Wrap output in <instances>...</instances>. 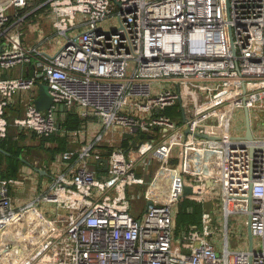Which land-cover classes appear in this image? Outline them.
Returning a JSON list of instances; mask_svg holds the SVG:
<instances>
[{"label": "built area", "instance_id": "2783aa9c", "mask_svg": "<svg viewBox=\"0 0 264 264\" xmlns=\"http://www.w3.org/2000/svg\"><path fill=\"white\" fill-rule=\"evenodd\" d=\"M13 2L23 8L29 0ZM43 4L64 36L53 54L43 43L24 44L0 4L2 69L34 67L30 75L0 74V139L15 93L30 90L16 125L54 133V106L63 103L86 118L63 132L84 142L55 161L75 158V166L55 171L51 186L27 201L11 193L20 180L0 178V264H264V0ZM40 82L54 98L43 110L34 102ZM177 103L179 116L165 112ZM94 119L102 126L95 133ZM184 184L190 198L222 206V232L205 209L201 228L176 235ZM139 186L151 203L136 216ZM231 213L248 216L254 250L249 239L231 247Z\"/></svg>", "mask_w": 264, "mask_h": 264}, {"label": "crops", "instance_id": "0c3cea01", "mask_svg": "<svg viewBox=\"0 0 264 264\" xmlns=\"http://www.w3.org/2000/svg\"><path fill=\"white\" fill-rule=\"evenodd\" d=\"M0 4L4 5L7 11L10 14V18L12 21L17 23V26L23 31L22 41L26 45H36L38 43H43V49L48 54H53L56 50H53L52 44L56 38V30L53 23V17L48 5L43 4V0H29L28 4L19 8L13 2V0H0ZM6 45L5 39L2 35H0V50ZM54 51V52H53ZM34 67L33 64H20L12 68L2 69L0 65V74L5 77L12 76H20V75H30L33 74ZM30 90H20L15 93V96L12 102L9 104L7 108V113L10 121L12 122L10 132L14 134L16 137L18 136L20 126L14 123V119L17 116H22L25 114L27 105L30 99ZM39 92V87H38ZM64 111V110H63ZM91 127L93 126V133H95L99 127H96L100 123L97 120L91 121ZM84 125V124H83ZM82 125V126H83ZM82 126L78 127L81 128ZM25 129H30L25 127ZM30 131V130H26ZM70 146L71 148H78L84 142L83 138L74 139L69 135ZM1 140V139H0ZM30 143V141H28ZM1 146V145H0ZM70 148V149H71ZM62 152L58 153L55 158L50 161H41L40 158L30 159L29 162L22 165L20 176L16 179L20 180L19 183L15 184L12 187L11 193L14 196H20L23 199L27 197L31 199L34 194L40 192L44 189H47L51 186V183L54 179L55 171H63L68 166H75L76 160L75 158H71L66 161H60L56 163L57 158ZM36 156H40L39 154ZM38 164H32L33 162ZM101 162H94V166L98 167ZM105 162L100 165V167H104ZM37 167H41L45 169L48 173H41L37 170ZM31 175V177H30ZM154 175V173H153ZM24 177V179H22ZM142 193L134 194L132 193V200H139V205L136 207V210L142 214L144 208H146L147 202L149 198L147 196L146 186H139L142 188ZM27 199V200H28ZM25 200V199H24ZM25 200V201H27ZM215 198L210 197L207 202H205V206L209 204V207H205V209H212L211 206ZM139 215V216H140ZM185 231L182 230L179 233L176 231V234L181 236ZM249 239V238H248Z\"/></svg>", "mask_w": 264, "mask_h": 264}, {"label": "trees", "instance_id": "16d2710c", "mask_svg": "<svg viewBox=\"0 0 264 264\" xmlns=\"http://www.w3.org/2000/svg\"><path fill=\"white\" fill-rule=\"evenodd\" d=\"M165 112L174 115V108L169 106ZM58 117L61 127L49 135H40L33 129L20 127L17 137L10 132L7 137L1 138L0 145L7 152L0 151V178H18L22 165L29 162L30 159L40 158L43 162L50 161L58 153L65 152L72 147L69 134L63 131L82 126L85 124L86 118L74 108L58 111ZM126 144L127 142L124 141L123 145ZM38 154L40 156H36ZM205 207H209V204L205 206L204 202L189 196L181 198L176 216V231L179 233L182 230L201 228Z\"/></svg>", "mask_w": 264, "mask_h": 264}, {"label": "rangeland", "instance_id": "374dc122", "mask_svg": "<svg viewBox=\"0 0 264 264\" xmlns=\"http://www.w3.org/2000/svg\"><path fill=\"white\" fill-rule=\"evenodd\" d=\"M60 40H64V36H56L52 47L53 50L55 49L56 51L60 48L61 42ZM54 52V51H53ZM174 108V115L179 116L181 114V111H179L180 103H177L176 105L172 106ZM264 119V111L260 112L259 118ZM234 123V121H233ZM101 125H97L96 127L100 128ZM102 127V126H101ZM25 200L28 198L25 197ZM139 200H134L133 199V207H132V212L136 215L139 216L140 213L136 210V207L139 205ZM218 202L215 201L213 202L211 208L213 211V222L214 224H218L221 228V232L225 229V222L223 220V215H224V210L222 209V206L219 207L217 204ZM219 207V209H217ZM43 209H47V206H42ZM145 209V208H144ZM217 215V216H216ZM248 216L244 213H231L229 216V223H230V240H231V247L232 248H241L245 247L248 241V222H247ZM179 236L178 234H176ZM219 237V234L217 235ZM263 246V242L260 238L255 239V247L257 249H260ZM219 251H221V248H219Z\"/></svg>", "mask_w": 264, "mask_h": 264}, {"label": "water", "instance_id": "95a60500", "mask_svg": "<svg viewBox=\"0 0 264 264\" xmlns=\"http://www.w3.org/2000/svg\"><path fill=\"white\" fill-rule=\"evenodd\" d=\"M35 104L40 109H47L53 106L54 104V98L53 95L50 93L47 83L40 82L39 83V92L36 98L34 99ZM55 110L57 111H63L67 110L68 108L65 107L63 103H56L54 106ZM246 124H247V130L246 135L248 138H253V131H252V123H251V117L249 109H246ZM144 135V134H143ZM150 136V134H149ZM255 149V148H253ZM0 151L7 152L2 146H0ZM103 161L105 162V169L108 168L109 165V159L108 157H104ZM37 170H39L41 173H48L45 169L41 167H37ZM184 191L181 197H185L193 193V188L190 184H184ZM151 203V200L147 202V205ZM146 205V206H147ZM248 238H249V248L251 250H254V235L252 233L251 225L248 223Z\"/></svg>", "mask_w": 264, "mask_h": 264}]
</instances>
